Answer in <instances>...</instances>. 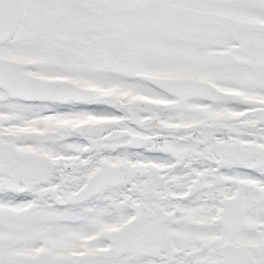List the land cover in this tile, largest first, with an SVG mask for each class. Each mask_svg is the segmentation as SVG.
Listing matches in <instances>:
<instances>
[{
	"label": "snow or ice",
	"instance_id": "snow-or-ice-1",
	"mask_svg": "<svg viewBox=\"0 0 264 264\" xmlns=\"http://www.w3.org/2000/svg\"><path fill=\"white\" fill-rule=\"evenodd\" d=\"M0 264H264V0H0Z\"/></svg>",
	"mask_w": 264,
	"mask_h": 264
}]
</instances>
